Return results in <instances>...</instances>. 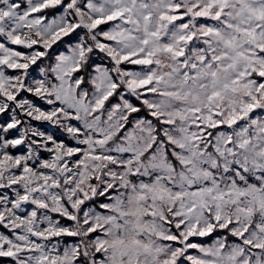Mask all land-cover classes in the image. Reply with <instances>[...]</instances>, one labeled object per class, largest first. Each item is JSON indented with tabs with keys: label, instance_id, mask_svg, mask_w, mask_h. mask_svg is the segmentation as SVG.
Instances as JSON below:
<instances>
[{
	"label": "snow or ice",
	"instance_id": "obj_1",
	"mask_svg": "<svg viewBox=\"0 0 264 264\" xmlns=\"http://www.w3.org/2000/svg\"><path fill=\"white\" fill-rule=\"evenodd\" d=\"M0 264H264V0H0Z\"/></svg>",
	"mask_w": 264,
	"mask_h": 264
}]
</instances>
